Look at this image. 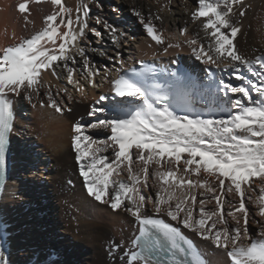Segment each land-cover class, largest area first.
Returning a JSON list of instances; mask_svg holds the SVG:
<instances>
[{
  "label": "snow or ice",
  "instance_id": "1",
  "mask_svg": "<svg viewBox=\"0 0 264 264\" xmlns=\"http://www.w3.org/2000/svg\"><path fill=\"white\" fill-rule=\"evenodd\" d=\"M47 2L52 11L43 17L39 30L27 36H17L13 31L14 42L0 46V171L13 130L14 97H22L35 107L32 102L44 86L43 73L59 78L56 68L61 64L68 84L84 96L85 87L75 79V69L68 66L69 60L75 63L73 48L83 58L88 83L98 86L95 78L100 71L90 64L84 48L77 46L89 29V5L82 2L73 17L64 0ZM29 3L24 0L17 6L25 31L33 23ZM197 3L191 17L200 22L208 43L199 34L188 36L187 27L179 34L197 60L217 67L226 64L240 81L234 85L221 79L213 82L214 87L207 85L209 96L215 95L214 106L221 111L227 109L225 114L219 118L178 114L172 107L176 100L174 86L167 85L165 90L157 82V69L152 64L141 60L139 69L126 68L117 55L119 68L110 81L114 97L121 98L111 109L115 115L97 116L105 112L97 105L108 99L100 95L88 113L96 119L88 124L76 121L71 128V147L87 195L134 218L138 234L131 241L132 248L121 257L125 264H208L192 240L171 221L223 250L230 264H264V55L245 56L234 43L250 8L245 0ZM135 15L147 36L163 45L166 38L153 17L145 19L140 12ZM154 19L162 17L156 15ZM96 22L101 23L99 19ZM104 27L113 43H119L117 30L107 23ZM91 31L101 35L95 29ZM180 46L168 43L163 51ZM243 70L255 79L245 76ZM170 75L176 77L175 72ZM194 88L192 85L187 91ZM59 92L67 93V89L56 94ZM45 95L47 100H41L40 107L60 115L71 111L54 98L51 86ZM192 99L188 95V100ZM89 129L107 130L110 135L95 139L86 134ZM152 188L154 195L146 191ZM149 204L151 215L147 214ZM247 204L255 206L254 216ZM163 216L170 220L166 222ZM256 216L260 218L255 220L259 231L253 238L249 225ZM119 247L113 242L110 252ZM0 264H7L2 251Z\"/></svg>",
  "mask_w": 264,
  "mask_h": 264
},
{
  "label": "bare ground",
  "instance_id": "2",
  "mask_svg": "<svg viewBox=\"0 0 264 264\" xmlns=\"http://www.w3.org/2000/svg\"><path fill=\"white\" fill-rule=\"evenodd\" d=\"M117 1L124 9L123 17L120 21L108 20V24L117 30L120 42L114 43V48L110 47L111 44L106 43L105 51L92 47L87 48L85 54L90 64L96 69L104 68L108 66L109 61L119 55L127 68H139L140 64H135L134 56L136 55L137 62L144 60L162 69L171 70L172 67L183 65L190 72L189 89L192 85H195V88L190 92L185 91V95L174 103L177 105V107H173L176 112L181 115L191 112L192 115H201L204 118H219L225 114L227 109L221 111L220 108L214 106L215 95L209 96L207 85L213 84L214 87L213 82H218L221 79L226 82L231 81L234 85L239 84L240 81L236 79L233 70L230 68L218 72L217 75L213 73L208 79H204L205 64L203 62L201 64V61H197L194 55L189 53L190 48L183 43L185 37L180 36L177 39L180 29L187 27L188 36L199 34L200 39L207 44L208 41L200 28L199 21H193L191 14L179 10L165 9V11L158 12L142 1ZM256 1L253 2L249 16L242 24L241 33L234 41L239 52L249 57L264 55V33L255 31V13L256 9H260V5L255 4ZM21 2L24 0H0V46H7L14 42L11 38L13 31L17 36H27L33 30H39L42 27L43 17L52 11V5L47 0H41L40 3L30 0L29 19L33 23L29 24L28 31H25L23 14L17 10V6ZM82 2L86 3L85 0H64L65 6L73 10V17L76 7ZM136 12H140L145 18L153 17V22L158 29L163 30L166 38L163 45H157L150 37L139 35L138 25L141 23L135 15ZM156 15L161 16L162 20H155ZM135 35H139L137 42L131 43ZM108 40L112 41L111 36L105 35V41ZM123 43L129 46L128 49L132 52L127 57L123 55V49H121ZM168 43H180L181 46L169 48L168 52L164 53L163 49L167 47ZM74 49H72V55L75 63L69 60L68 66L75 69V78L77 76L84 78L86 72L83 67V58L76 51L73 52ZM208 65L210 66V64ZM117 67L119 68V66ZM56 71L59 78L53 77L50 72L43 73V83L47 89L51 85H55L57 89L65 88L60 82V79L67 75L62 64L56 68ZM243 72L245 76L255 79L246 70ZM97 78L95 80L100 82ZM115 78L116 73L113 74V79ZM80 84L85 87V95L81 96L76 91L78 95L76 97L71 95L72 99L69 100L70 94H65L68 105L65 104V99L60 94L54 95V98L62 106L71 109L72 114L80 113L75 118L68 115L69 111L60 115L51 108L33 107L22 97L13 98L14 121L8 150L9 170L0 196V251L3 252L7 264H125V260H122L121 257L125 251L132 248L131 241L138 234L134 218L130 214L122 210L113 211L108 205H95L92 197L87 195L84 183L80 184L75 178L76 170L70 151L72 125L78 121V117L87 113H84L87 102L90 104L89 109L91 110L94 104L92 100L103 95V93L92 89L88 80L81 81ZM109 87L111 85L105 86L103 90ZM188 95L193 97L191 101L188 100ZM220 96L223 94L220 93ZM253 96L255 97V93ZM107 97L112 102L119 101L114 96ZM43 99L34 97L32 103L37 105ZM127 100L125 99V101ZM136 103L139 104L140 101ZM26 144L30 148L28 152L35 154L34 166L38 164V167L45 168L49 164L48 187L43 185L33 187L30 183L29 189H25L19 174H24V177L29 175L26 174L25 169L21 170L22 168L31 169L32 173L35 176L38 175L40 179L44 177L42 172L39 173L35 167H30L25 162L29 160L24 150ZM108 155L111 157L110 152ZM37 159L40 161L37 162ZM47 159L49 162H46ZM62 160H66L65 166L70 167L73 171L67 174L62 169L57 170L56 168L61 165ZM65 177L74 180V189H69ZM152 183L153 181L150 179L149 184ZM146 191H151L154 195L155 189ZM230 198L238 200L237 197ZM24 201L26 202L25 206L22 204ZM212 206L209 205V207ZM247 206L250 214L254 216L255 206L252 204H247ZM89 209L93 212H90ZM147 214H153L151 204L148 205ZM162 218L166 222L170 220L166 216ZM259 219L256 216L249 225V231L253 238L259 231V225L255 222ZM171 223L180 227L185 236L192 240L208 264H230L223 250L216 249L195 233L184 229L182 225H177L174 221ZM113 242L120 247L110 252Z\"/></svg>",
  "mask_w": 264,
  "mask_h": 264
},
{
  "label": "rangeland",
  "instance_id": "3",
  "mask_svg": "<svg viewBox=\"0 0 264 264\" xmlns=\"http://www.w3.org/2000/svg\"><path fill=\"white\" fill-rule=\"evenodd\" d=\"M137 1H142L143 3H147L149 5V7L155 11L158 12H162L165 11V9H169V10H179L182 12H185L186 14H191L192 11L195 10V8L198 6L197 0H171L170 3H168V0H137ZM256 0H245V3L247 5H250V8L247 10L245 17L242 19V24L245 22L246 18L249 16L248 14L251 12V7H253V2ZM258 1V0H257ZM255 4H258L257 6L260 7V9H256V17H255V31L257 33H264V0L261 1L259 0V2ZM261 1V2H260ZM85 2L90 6L89 7V16H88V24H89V29L86 30V35L83 39L79 40L77 42V46L84 48V50H86L87 48H96V49H100L102 51L106 50V43L111 44L110 47L114 48V43H112V41L108 40L105 41V35H107L108 37L111 36L109 31L107 29H105L104 27V23L108 24V20L111 21H120L123 17V12L124 9L122 8V5L118 3L117 0H85ZM167 4L168 6L162 7L163 5ZM186 10V11H185ZM250 10V11H249ZM262 10V13H261ZM261 14V15H260ZM97 19H99L101 21V23H97ZM147 19V18H145ZM258 20V21H257ZM200 24V22H199ZM110 25V24H108ZM111 26V25H110ZM139 35H142L144 37H148L146 34L145 29L143 28L142 24H139ZM201 28V26H200ZM91 29H95L96 31L100 32L101 35L100 36H96L94 34L93 31H91ZM262 31V32H261ZM139 35H135L133 37V40L131 41V43H135L137 42L136 40L138 39ZM264 37V36H263ZM180 38V35L177 39ZM104 39V40H103ZM172 40H175V38H172ZM123 49V55L125 57H127L128 55H130L132 52H130V50L128 49L129 46H127L126 44L123 43V45H121ZM136 50V48H135ZM76 49H74L73 52H75ZM190 54H192L191 49L189 51ZM134 54V53H133ZM132 54V55H133ZM135 55V54H134ZM193 55V54H192ZM135 60H136V65H139V62H137V57L136 55L134 56ZM195 57V56H194ZM196 59V57H195ZM197 60V59H196ZM197 61H201V60H197ZM202 64V61H201ZM205 64V63H204ZM117 66H119V63L117 62L116 58H114L112 61H109L108 66L106 67H99L98 70L100 71V75L97 76L99 81H96L97 83V87H92L91 88L96 90L99 93H103V95L105 96H114V94L112 93V89L111 87L103 90V88L105 86L111 85L110 81L113 79V74L116 73V69L118 68ZM126 67V66H125ZM206 67V71L204 73V79H208L209 76L213 73H216V75L218 74V72H223L224 70L230 69L226 66V64H220L219 67L215 66V65H211L210 66L207 64H205ZM127 68V67H126ZM218 68V69H217ZM105 71H107V76H105ZM207 73V74H206ZM75 79L81 81L87 80L86 76L84 78L77 76ZM60 82L65 86V88L67 89V93L76 97L78 94L75 90V87L71 84H68L66 77L61 78ZM43 87L40 88V95H39V99L44 98L43 100L45 101V98L47 100V96L45 95V93L47 92V88L45 83H43ZM104 86V87H103ZM51 90H52V94L53 96L60 90L57 89V87H55V85H51ZM72 91V92H71ZM65 92H59V94L63 97V99H65V104L68 105V101L66 100V96L65 94H67ZM116 99H118L120 101L121 98L115 97ZM125 99H131V98H124ZM93 103L95 104V99L92 100ZM111 101V103H109ZM139 102V101H136ZM116 102H112V100L107 99L106 101L102 102V105H97V107H104L105 112L104 113H97V116L103 118L105 115L107 116H112L115 115V113L113 111H111V109L113 108L114 104H116ZM93 104V105H94ZM62 105V104H61ZM38 107H40V101L37 103ZM35 106V107H36ZM90 104H88V102L86 103V107L84 110V113H86L83 116H80L77 118L78 121H80L83 124H88L89 122H92L96 119V117H92L89 116L88 113L90 111ZM41 109H44L42 107H40ZM80 113H74L72 114L71 111L68 112V115L73 116L74 118L77 117ZM87 120V121H86ZM86 134H89L91 136H93V138L95 139H105L108 135H110V132H108L107 130H103V129H89L87 131ZM29 145H25V153L28 156L29 160L25 161L27 162L26 164L30 167H35L39 173L42 172L43 174V178H39V176H35L34 173H32V170L29 168H22L21 170L26 171V174H28L29 176H25L24 174H19V176L21 177L22 182L24 183V187L25 189H29V184L34 186H39V185H43V186H49V177H48V166L49 164H47V167L45 168H40V166L38 167V164H36V166H34V158H35V154L33 152H28L29 150ZM70 151L73 155V165L75 167V178L76 180H78V182L80 184H83V178L79 175V166L77 165V163L75 162V153L72 149V147L70 148ZM111 154V153H110ZM37 162L40 160H36ZM46 162H49V159L46 160ZM66 160H62V163L60 162V166L58 168H56L57 170L62 169L64 171V173H70L71 171H73L70 167H66L65 166ZM33 174V175H32ZM66 185L69 187L70 190L74 189L75 187V183L74 180L72 178H66ZM31 181V182H30ZM82 181V183H81ZM48 182V183H47ZM87 193V191H86ZM235 198V197H232ZM93 202L95 205H101V203L97 202L94 200V198H92ZM23 206H25L26 202L24 201ZM105 206H107L106 204H104ZM90 212H93V210L89 209Z\"/></svg>",
  "mask_w": 264,
  "mask_h": 264
}]
</instances>
